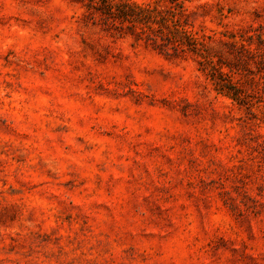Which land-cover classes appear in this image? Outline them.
I'll use <instances>...</instances> for the list:
<instances>
[{"label":"rangeland","instance_id":"obj_1","mask_svg":"<svg viewBox=\"0 0 264 264\" xmlns=\"http://www.w3.org/2000/svg\"><path fill=\"white\" fill-rule=\"evenodd\" d=\"M0 264H264V0H0Z\"/></svg>","mask_w":264,"mask_h":264},{"label":"trees","instance_id":"obj_2","mask_svg":"<svg viewBox=\"0 0 264 264\" xmlns=\"http://www.w3.org/2000/svg\"><path fill=\"white\" fill-rule=\"evenodd\" d=\"M102 13L114 17L122 22H139L142 23L146 19H152L154 10H148L145 8L137 6H118L115 9L113 7H106ZM175 40L178 45L185 46L189 51L196 52L199 48V45L202 43L194 37L193 34H188L186 31L184 34H171L167 36L169 42ZM223 77V75H222ZM214 79V78H213ZM221 81L217 82V90L219 93L225 94L232 99L239 101V89L236 86H233L230 83H226L225 79L220 78Z\"/></svg>","mask_w":264,"mask_h":264}]
</instances>
